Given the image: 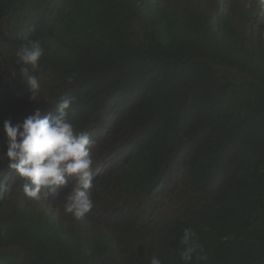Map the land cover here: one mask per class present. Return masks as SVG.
<instances>
[{
  "label": "trees",
  "instance_id": "obj_1",
  "mask_svg": "<svg viewBox=\"0 0 264 264\" xmlns=\"http://www.w3.org/2000/svg\"><path fill=\"white\" fill-rule=\"evenodd\" d=\"M128 1L134 5L128 14L137 17L136 20L141 18L142 22L151 25L153 20L166 19L163 9L168 2L152 0L145 7L147 0ZM108 7V0H0V41L5 42L3 45L0 42V147L4 146L6 150L5 120L22 123L37 109L42 115L53 116L61 97H74L68 109V118L75 128L85 129L83 132L89 136L99 130L105 132L99 141V153L92 152L93 168L109 158L105 161L106 168L115 170L109 177H101L95 182H98L101 191L115 185L119 188L118 194L107 202L112 209L109 217L101 216L99 223L114 226L130 224L128 233L136 232L134 229L139 233L146 231L140 241L149 245L152 257L157 256L164 263L166 252L157 243L176 238L168 234L166 222L171 225L172 221L170 228L173 229L184 214L188 217L196 207L187 206V210L178 212L176 208H172L173 211H158L146 198L147 186L155 180L163 182L173 171L178 173L181 170L184 177L193 176L192 180L199 182L214 164L222 147L231 140H237L242 144L246 166L241 171L238 165L231 169V177L236 180L231 191L238 192L235 199L241 210H254L251 218L244 219L254 227L237 219L234 232L241 235L255 230L264 240V135L253 129L260 126L264 129V110L254 96L237 97L233 90L226 94L219 85L209 84L223 80L226 85L233 81L231 66L224 68L227 64L222 57L233 49L234 41H246L242 25L237 27L236 21L235 37L226 26L227 19L234 18L233 12L227 13L225 19H216L196 9L190 30L185 21L184 6L179 10L172 6L175 26L187 33L186 43H182L177 34L179 37L168 49L164 42H160L163 39L161 34L154 37L160 33V30H155L146 33H150L148 37L144 33L135 34L134 41H146L141 50L132 43L116 47L110 26L113 12ZM246 12L251 19L250 24L253 23L255 12L249 11L248 6ZM194 33H198L196 37ZM246 35H249L248 30ZM257 37H262V34L258 33ZM28 40L41 41L45 50L34 73L40 81L39 101L30 100L32 93L21 84L20 65L17 64L16 53ZM247 67L257 72L253 74L264 73L258 66ZM236 68H232V73ZM187 77L196 81L202 99L197 91L187 89ZM256 88H253L256 91L247 89L264 99L260 92L262 89ZM219 99L229 102H216ZM210 105V116L200 119V114ZM3 167L15 177H20L8 164ZM0 178L8 179L4 174ZM179 181L173 177L168 190L162 191L157 201L162 202L170 193L175 196ZM160 188L163 187L160 185ZM180 193L178 202L180 198L187 199L186 192ZM16 194L17 190L13 189V195L6 197L7 202L0 203V264H79L74 258L76 253L82 263L90 264L93 252L87 253L83 249L84 242L78 237L82 230L73 231L69 240L67 237H64L66 240L60 238V241L51 238L56 241L49 240L39 252L29 249L34 241L30 234L20 242L9 243L20 254L2 250L7 243L2 230L11 213L20 217L26 213L25 203L15 198ZM73 195L68 187H63L61 196ZM212 200L217 208L225 207L217 199L212 197ZM114 213L117 216L111 218ZM187 228L196 231L200 243L198 229L190 224ZM97 229L100 234L98 240L103 243V226ZM117 230L118 237L127 248L130 245L128 238L118 227ZM170 245L174 250L169 255L181 262L179 252L182 246L179 242ZM157 248L163 255L158 253ZM98 250L102 252L103 248L95 246L94 252ZM204 257V264H224L212 252H207ZM194 258L196 260L195 255ZM258 261L264 262V257ZM114 263L103 260L99 253L93 262ZM130 264L140 263L133 259Z\"/></svg>",
  "mask_w": 264,
  "mask_h": 264
},
{
  "label": "clouds",
  "instance_id": "obj_2",
  "mask_svg": "<svg viewBox=\"0 0 264 264\" xmlns=\"http://www.w3.org/2000/svg\"><path fill=\"white\" fill-rule=\"evenodd\" d=\"M151 1L147 0L145 7ZM165 1L169 3L163 9L166 19L164 21L162 19L153 20L151 25H147L142 22L141 18L136 20L137 17L129 16V10L134 5L128 0H108L110 7L108 8L113 12L110 26L113 29L112 40L114 45L116 47H123L125 43H132V46L141 50L145 47L146 41H134L135 34L144 33L146 35V33H153L155 30H160V33H157L154 37L157 38L161 34L163 39L160 42H164L168 49L171 48L173 40L179 36L182 38V43H186L187 33L177 29L175 26V15L172 6L175 10H179L184 6L185 21L188 22L187 27L192 30V17L198 8V0ZM253 3L254 0H229L228 6L230 7L228 9L233 11L234 18L227 19L226 23L230 34L236 37L237 21L238 25H242L243 36H245L246 43L244 44L242 41H239V43L234 41L232 49L234 54L239 50L241 52L250 50L255 45L253 40H257V51L253 55L245 58L241 53L236 54L243 59L242 61L248 64H251V61H256L261 58L264 54V46L261 48V41L257 39V34L260 31L262 32L260 34H263L264 29L261 30L258 28L257 24H250L251 19L246 12V6L251 7ZM260 4L258 2L263 12L264 8ZM252 10L256 16L258 15L262 18L257 6ZM129 17L134 19L132 24L126 23V19ZM258 24L264 25V19L260 20ZM247 30L249 33L248 36L246 35ZM149 34L146 36L148 37ZM0 42L2 45L5 43L3 41ZM44 51L41 41L28 40L16 53L18 58L17 64L20 65L19 73L22 79L21 84L27 86L31 91V101H39L37 94L40 89V81L34 73L39 68L40 59L44 55ZM261 61V63L256 65L264 67V57H262ZM230 65L231 74L232 76L234 75V79L230 84L225 85L222 81H212L209 84L219 85L226 91V94L231 93V90H233L237 97L246 95L254 96L264 110V99H260L247 89V87H259L262 89L261 92L264 95V85H262L264 84V73H258V75L253 74L252 69L244 64H240L234 59H231ZM234 65L237 68L232 73ZM190 88L197 91L200 99H202V94L196 81L187 77V89ZM74 99L71 96L61 97L55 106L56 114L53 116L42 115L37 109L34 114L26 117L22 123L14 124L11 120H5L3 122V132L6 136V151H2V155H0L1 160L5 159L0 163V177L4 174L8 179L2 180L0 178V203L5 201L9 194L13 195V189L17 190L15 198H20L25 203V209L30 207L34 200L40 199L42 191L47 195L48 193L57 192L60 188L68 187L74 195L73 197L65 196L64 199H61L56 193L48 205L51 206V210L46 207V210L40 215L38 211V214H34L29 223L25 222V215L20 217L14 215L12 212L2 230V235L7 241L6 245L1 248L2 250L5 249L19 253L9 243L15 240L20 242L30 234L34 237V241L29 249L33 252H39L42 246L49 240L56 241L48 237L45 233L60 236L53 231L55 227L59 226L61 228L67 227L71 233L82 230L78 220L85 216L96 222L94 227L98 233L93 237V242H95L97 247L105 248V243H100L98 240L100 237L97 229L98 226H106V228L111 229L113 232L116 231L118 234L117 226L108 225V223H105L107 225L99 223L101 215L92 209L94 205V207H99V203L97 202L93 205V184H96L97 182L95 181L97 179L100 180L101 177L103 179L109 177L115 170L106 168L105 161L109 160V158H106L102 164H98L96 168H93L94 158L92 152L99 153L100 139L96 136L98 133L89 136L87 132H83L85 129L78 130L70 122L68 109ZM216 102L227 103L229 101L219 99ZM211 112L212 108L210 105L206 111L200 114V119L208 118ZM253 129L259 134L264 135V129L262 127ZM4 164H8V167L14 170L20 177H15L8 169L3 167ZM236 165H238L241 171L246 166V157L242 144L237 140H231L222 147L214 164L201 177L199 182H194L192 180L193 176L184 177L183 170H181L178 173H174L173 171L163 182L155 180L150 186H147L145 195L148 202L156 207L158 211L159 209H169L171 204L165 203V197L163 198V202H158L157 199L162 195V191L168 190L171 179L176 176L180 178L176 190L178 192L181 191V193L186 192L187 199L180 198V204L178 201L176 203L172 202L175 206L174 208L178 209V212L187 210V206L196 207L188 217L187 214H184L182 216L183 218L177 221L178 225L173 226V229L170 228L172 221H170L171 225L166 222L165 227L168 229V234L179 238V243L182 246V250L179 252L181 262L175 256L168 255L166 257L172 264H204V259L206 258L204 255L207 252L214 253L224 264H264V262L258 261L264 257V240L258 236L257 232L253 230L241 235L238 232L237 234L234 232L237 219L245 225L254 227L250 222L244 220L248 217L251 218L254 210H241L238 201L235 199L238 192L236 190L231 191V188L236 182L231 177V169ZM14 182L16 184L13 185ZM182 182L186 185L181 190ZM160 185L163 188H160ZM197 186L200 187L197 188ZM172 197L174 196L172 195ZM212 197L217 199L219 203H223L225 207L217 208L214 206ZM176 199L178 200V198ZM57 210L61 211V216L58 215ZM59 221L60 223H57ZM187 224L195 226L198 229L197 234L200 235V243L195 232L187 228ZM211 229L215 232H212ZM68 231L60 237L66 240L64 237H66ZM115 239L117 244H120L117 237ZM103 240L106 242L105 235ZM90 246H93L92 241ZM128 247L126 255L125 252L123 253L125 256L120 255L124 257L123 260H127L126 264H130L133 259L137 260L140 264H162L160 258L157 256L152 257L149 245H144L140 239L135 246L138 256L131 255ZM140 252L144 255L140 254ZM96 255L97 253L89 258L90 264H93ZM194 255L196 257L195 261L193 260ZM69 257H71L70 254ZM101 257L104 260L105 257L103 255ZM138 257L143 259L145 257H151V261L147 262V259L141 261ZM74 258L79 264H85L81 262L79 254L76 253ZM121 260L122 258H118L114 264L122 263Z\"/></svg>",
  "mask_w": 264,
  "mask_h": 264
},
{
  "label": "bare ground",
  "instance_id": "obj_3",
  "mask_svg": "<svg viewBox=\"0 0 264 264\" xmlns=\"http://www.w3.org/2000/svg\"><path fill=\"white\" fill-rule=\"evenodd\" d=\"M164 3H166V1H164V0H162ZM228 1L229 0H198V8H197V10H200V11H203V12H205L208 16H212L213 18H216V19H225L226 17V15H227V13H229V12H233L232 10H230V9H228V7H230V6H228ZM258 2H260L261 4H262V7L264 8V0H257ZM256 0H254V3H253V5L251 6V7H248V9H249V11L250 10H252L253 9V6H257L258 8H259V10L261 11V17L262 18H260L258 15L257 16H255V18L252 20V22L254 23V24H257V27L258 28H260L261 30H263L264 29V25H261V24H258V22L260 21V20H263L264 19V15H263V12H262V9L260 8V6L258 5V2H257ZM161 2V1H160ZM230 3V2H229ZM150 8V7H149ZM246 8H247V6H246ZM233 16V15H232ZM257 21V22H256ZM183 24V23H182ZM254 26V25H253ZM237 27H239V25H237ZM255 27V26H254ZM195 31V30H194ZM196 33V32H195ZM194 33V34H195ZM259 33H262L261 31L259 32ZM198 34V33H197ZM197 34H195V36L194 37H196L197 36ZM193 36V35H192ZM193 37V38H194ZM257 39L259 40L260 39V45H261V48L264 46V32H263V34H262V37H257ZM254 41V43H255V45H254V47H252V48H250V50H246V51H243V52H241L240 50L239 51H237L236 52V54L238 53V54H243V56L246 58L247 56H251V55H253L254 54V52H256L257 51V44H256V41L257 40H253ZM244 43H246V42H243V44ZM233 50L231 49V50H229L228 51V53L224 56V57H222V60L227 64L226 65V67H224V68H229L231 65H230V63H231V59H234V60H236L237 62H239L240 64H244L245 66H248V65H255V66H258V67H260L261 69H263V71H264V67L263 66H261V65H256V64H258V63H261L262 61H261V59H262V57H264V54H263V56L261 57V58H259V59H257L256 61H255V63H251V64H248V63H246V62H244V61H242L243 59L242 58H240V57H238L236 54H234V52H232ZM244 58V59H245ZM207 61V60H206ZM210 62V61H209ZM217 63V62H216ZM233 67H237V66H233ZM210 68V67H209ZM208 68V69H209ZM221 69H222V67L220 68V71H221ZM205 70V69H204ZM212 70H210V72H211ZM214 71V70H213ZM212 71V72H213ZM219 71V72H220ZM223 71V70H222ZM225 71V70H224ZM209 72V71H208ZM215 72H217V71H215ZM228 72V71H227ZM214 73V72H213ZM222 73H225V72H222ZM253 73H257V72H254L253 71ZM210 73H208V75H209ZM211 75H212V73H211ZM215 74H213L212 76H214ZM217 75H220V73H218ZM221 75H224V74H221ZM220 75V76H221ZM228 75V74H227ZM216 76V75H215ZM228 76H230V75H228ZM219 77V76H218ZM216 77H214V79H215ZM222 78V77H221ZM213 79V80H214ZM218 79V78H217ZM216 79V80H217ZM225 79H226V77H225ZM223 81V80H222ZM229 82V81H228ZM227 82V83H228ZM220 88V87H219ZM248 88V87H247ZM253 89V88H252ZM257 89V88H256ZM250 90V89H249ZM254 90V89H253ZM252 91V90H251ZM254 91H256V90H254ZM254 91H252V92H254ZM257 91H259L258 89H257ZM261 92V91H260ZM234 93V92H233ZM255 94H256V92H255ZM262 94V93H261ZM257 95V94H256ZM259 96V95H258ZM264 97V96H263ZM262 97V98H263ZM262 122V121H261ZM263 124V123H262ZM247 125H249V124H247ZM252 126V125H251ZM261 127V126H260ZM2 162V160H0V163ZM18 175V174H17ZM174 177H176V176H174ZM176 179L179 181V179H178V177H176ZM183 181V180H182ZM176 183H177V181H176ZM96 185V184H95ZM186 184H183V182H182V187H184ZM111 188H113V192L111 193V194H109V195H112L111 196V200H109V201H112V199H113V195L114 194H118V190H119V188L115 185V186H110ZM111 188H109L108 190H105V191H101V189L99 188V186L98 187H96V186H94L93 185V189H92V191H93V202H97V203H99L101 206H103L102 208H100V207H97V209H95L94 211L95 212H97L99 215H101V216H104V217H109L108 215H109V212L112 210V209H110L108 206H107V202H109V201H106V202H103V200H100L99 198H100V196H103V195H108V193L111 191ZM175 189V188H174ZM104 192H106V193H104ZM181 194V193H180ZM184 195V194H183ZM182 195V196H183ZM178 196H179V194H178V192H176L175 193V196L174 197H176V198H178ZM180 197V196H179ZM215 201V200H214ZM35 202V200L33 201V203ZM6 203V202H5ZM5 203H3V204H5ZM180 203V202H179ZM2 204V205H3ZM45 204H46V202H44V206H45ZM216 204H217V202H216ZM221 205V204H220ZM219 206V205H218ZM47 208H49V210H51V206H47ZM221 208V207H220ZM223 208H224V206H223ZM175 209V208H174ZM173 209V210H174ZM172 210V211H173ZM36 213L38 214V211L36 210ZM57 213H58V215L59 216H61V211L60 210H57ZM117 215L114 213L112 216H111V218H115ZM145 218V217H144ZM143 218V219H144ZM148 220V219H147ZM79 222H80V227H81V229H82V231L80 232V239L81 240H83V242H84V245L85 246H83V249L87 252V253H91V252H93V254L91 255V256H94L96 253H99V254H101V255H103L105 258H104V260L105 261H109V262H115V260H117L118 258H121V256L120 255H124L123 253H124V249L122 248V246H121V244H117V242H116V237H117V233H116V231H112L111 229H108V228H106V226H103V233H104V235L106 236V242H105V240H103V242L105 243V248H103V251L102 252H100L99 250L98 251H95L94 252V247L96 246V244H95V242H93V237L94 236H96V234L98 233L97 232V230L95 229V227H94V225L96 224V222L95 221H93V220H90V219H88L86 216L84 217V218H82V219H80V220H78ZM110 222V221H109ZM85 225H89V226H85ZM122 232H123V235L124 236H126V237H128V241H129V247H128V251H129V253L131 254V255H133V256H138V254H137V251H136V248H135V246H136V244H137V241L142 237V233H145V234H147V232L146 231H143V232H141V233H139V231L137 230V229H134L136 232H134V233H128V230H130L131 228H130V224H128V225H122V224H120V225H116ZM113 230H114V228H113ZM133 230V229H132ZM98 231H99V229H98ZM194 232H196V231H194ZM48 237H50V238H57L59 241H60V238L61 237H59V236H55V235H53V234H51V233H45ZM151 234H153L154 235V237H156V235H155V233L154 232H152ZM71 235H73L70 231H68L67 232V235H66V237H67V239L69 240V237L71 236ZM135 235V236H134ZM152 235V236H153ZM151 236V237H152ZM198 236V235H197ZM199 238V237H198ZM57 240V241H58ZM91 241H92V243H93V246H90L91 245ZM179 242V238H172V241H167V242H165V243H157V245H160V247H162L164 250H165V254L163 255V253H160L161 251L159 250V248H157V250H158V253L159 254H161V255H163V256H166V257H168V255L174 250V248L172 247V245H170V243H173V244H176V243H178ZM56 246H58V245H56ZM92 247V248H91ZM118 249H119V251H118ZM125 251H127V248H125ZM193 260L195 261V258L193 257ZM192 260V261H193ZM122 263H120V264H126L127 263V260H123V257H122ZM149 261H151V257H147V262H149ZM162 264H172L171 263V261H168V259H165V263H162Z\"/></svg>",
  "mask_w": 264,
  "mask_h": 264
},
{
  "label": "water",
  "instance_id": "obj_4",
  "mask_svg": "<svg viewBox=\"0 0 264 264\" xmlns=\"http://www.w3.org/2000/svg\"><path fill=\"white\" fill-rule=\"evenodd\" d=\"M165 1V0H164ZM261 6H262V4H260ZM156 6H159V5H156ZM156 11V10H155ZM263 12H264V9H263ZM134 22V19H132V18H127L126 19V23L127 24H132ZM105 42L103 41V44H104ZM97 135L96 136H98L99 137V139L101 140V139H103V137L105 136V132H103V131H101V130H99V131H97ZM62 189L63 188H60V189H58L57 190V192H55V193H48L47 195H45V193L42 191L41 192V197H40V199L39 200H35V202L30 206V207H28V208H26V213L24 214L26 217H25V222L26 223H29V222H31V218H32V216L34 215V214H36V210L37 211H39V215L41 214V213H43L45 210H46V207L51 203V199L52 198H54V196L56 195V193L59 195V197L61 198V199H64L65 197H63V196H61V191H62ZM172 195L173 194H169V197H165V203L166 204H172V202H175L176 203V201H178L175 197H172ZM44 202H46V204H45V206H44ZM57 223H60V221L59 222H57ZM27 225V224H26ZM69 229H67V227H63V228H61V226H59V227H55L54 229H53V231L56 233V234H58V235H60V236H62V235H65V232L66 231H68ZM80 237V236H79ZM80 239V238H79ZM117 240L120 242V244H121V246H122V248L123 249H125V247H124V245H123V243H122V241H121V239H120V237H118L117 236ZM125 252V255H126V251H124ZM140 254H143L142 252H140ZM124 255V256H125ZM127 255H128V253H127ZM144 255V254H143ZM142 257H144V256H142ZM122 258V257H121ZM120 258V259H121ZM124 258V257H123ZM139 258V260H141V261H143V260H145V259H147L146 257H145V259H143V258H141V257H138Z\"/></svg>",
  "mask_w": 264,
  "mask_h": 264
},
{
  "label": "rangeland",
  "instance_id": "obj_5",
  "mask_svg": "<svg viewBox=\"0 0 264 264\" xmlns=\"http://www.w3.org/2000/svg\"><path fill=\"white\" fill-rule=\"evenodd\" d=\"M2 151H6V150L4 149V146H1V147H0V155H2V153H1ZM97 183H98V182H97ZM97 183H96V185H95V184H93V185L96 186V187H98V186H97ZM75 186H76V184H75ZM75 186H74V187H75ZM112 192H113V188H111V191L108 193V195L100 196L99 199H100V200H103V202H106V201L111 200V196H112V195H109V194H111ZM104 193H106V192H104ZM93 194H94V193H93ZM162 202H163V201H162ZM94 204H95V202H93V205H94ZM94 206H95V205H94ZM94 206H93L92 209H93V210L97 209V207H94ZM99 207L102 208L103 206H101V205L99 204ZM174 207H175L174 204H171L169 210H172V208H174ZM142 232H143V231H142Z\"/></svg>",
  "mask_w": 264,
  "mask_h": 264
}]
</instances>
